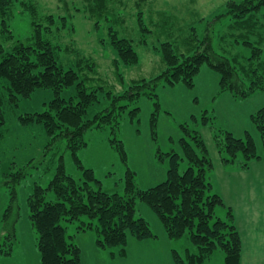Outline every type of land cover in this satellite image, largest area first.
I'll list each match as a JSON object with an SVG mask.
<instances>
[{
    "label": "rangeland",
    "instance_id": "obj_1",
    "mask_svg": "<svg viewBox=\"0 0 264 264\" xmlns=\"http://www.w3.org/2000/svg\"><path fill=\"white\" fill-rule=\"evenodd\" d=\"M27 1L32 5L31 10L15 9L11 18L15 39L27 43L32 36V21L42 25L41 35L56 47L65 69L82 71L87 64L94 65L92 73L83 71L93 78L92 85L103 84L111 96L123 94L133 85L147 84L165 71L167 62L162 48L167 43L172 44L171 48L179 55L190 56L204 50L209 34L216 54L236 58L243 66L246 63L242 61L251 55L250 48L234 43L235 38L231 37L234 30L229 27V20L216 17L226 12L231 2L241 0ZM112 32L117 33L119 39L133 41L137 53V58H133L135 62L124 64L112 44ZM0 42L11 46L14 41H6L0 33ZM220 82V73L205 63L195 77L193 88L179 82L174 86L159 85L156 93L147 90L151 98L140 96L124 110L119 109L121 115L113 119V124L118 126L115 133L110 125L88 131L85 135L87 146L78 152V157L83 166L92 169L102 181L104 191L124 194L128 169L135 173L137 187L147 190L166 181L170 168L167 153L183 155V125L199 131L214 165L208 175L213 185L211 194L220 195L226 204V208L217 210V216L226 219L227 208L233 210L235 225L243 240V263L264 264V244L254 238L256 227H262L257 219L264 215V146L252 119L264 107V89L242 99L230 91H221ZM71 95L72 91L65 93L67 98ZM53 97L52 91L38 89L30 98L22 99L17 108H7V122L0 140V249L3 251L7 252L11 245L13 239L7 238V234L13 221H17L16 241L9 254L0 251V264H42L38 234L30 222L28 199L36 185L47 187L50 184L61 161L75 180L83 177L68 140H53L41 123L21 122L23 115L44 111ZM108 98L99 92L100 103L89 110L87 117L90 119L111 109L113 100ZM157 102L160 103L158 112ZM127 103L118 102L119 105ZM136 108L140 111L134 114ZM154 114H157L155 127L152 124ZM205 115L210 119L206 126L202 124ZM227 132L236 138H244L249 132L263 158L243 168L245 161L241 154L236 163L225 165L222 161L225 154L219 142ZM117 142L124 145L125 161L115 147ZM187 166V161L181 160L180 172L183 173ZM19 171L25 177L17 185V215L12 213L5 219L12 198L9 185ZM8 173L14 176L8 179L5 175ZM17 177L19 175L15 179ZM49 198L54 199V195L50 193ZM136 216L145 219L157 237L139 241L129 236L124 255H120L119 248H115L118 251L115 254L112 253L115 250L99 248L95 231L78 232L80 222L66 223L68 237H71L69 242L82 250L81 264H176L174 250L183 257L188 251L197 252L188 236L171 240L158 215L140 200ZM203 264H225L224 252L215 250Z\"/></svg>",
    "mask_w": 264,
    "mask_h": 264
},
{
    "label": "trees",
    "instance_id": "obj_2",
    "mask_svg": "<svg viewBox=\"0 0 264 264\" xmlns=\"http://www.w3.org/2000/svg\"><path fill=\"white\" fill-rule=\"evenodd\" d=\"M31 7L27 0H0V33L6 41H14L11 46L0 42V140L7 122V108H17L22 99L30 98L38 89L50 90L54 97L46 104L45 110L23 115L20 117L21 122L41 123L53 140H68L75 162L83 171L82 180L77 181L66 172L64 162L61 161L50 184L47 187L36 185L28 199L30 222L38 234L42 264H81L82 250L79 245L69 242L71 237H68L66 223L80 222L78 232L81 233L95 231L97 246L104 250H115L112 252L114 254L118 252L115 248H119L120 255L126 253L129 236L139 241L155 239L157 236L149 223L136 216L139 200L158 215L171 240L188 236L197 249L196 253L188 251L186 257L174 250L176 264H203L217 249L224 252L225 264H242L243 240L235 225L233 210L227 208L226 219L217 216V210L226 208V204L220 195L211 194L213 185L208 175L214 165L199 131L183 125V155L175 152L166 154L170 157L166 181L141 190L135 183V173L128 169L124 194L104 191L102 181L96 178L92 169L83 166L78 152L87 146L85 135L88 131L110 125L111 131L115 133L118 126L113 124V119L140 96L147 95L151 98L147 90L156 93L155 88L159 85L174 86L179 82L193 88L195 77L205 63L220 73L223 92L230 91L236 97L244 99L256 90L264 89V0L234 1L228 5L226 12L216 16L217 20H229V27L234 30L231 34L235 38L234 43L250 48L251 55L245 58L246 61H242L246 66L237 62L236 58L216 54L212 50L209 34L204 50L196 51L190 56L179 55L171 48L172 44L167 43L162 48L167 62L166 70L145 83L146 85H133L125 93L114 96L110 95L103 84L92 85L93 78L83 71L86 69L92 73L94 65L87 64L82 71L65 69L56 47L41 35L42 25L32 21V36L27 43L15 39L11 22L14 10L29 12ZM142 27L145 31V26ZM111 36L112 44L124 64L135 62L137 53L133 41L119 39L115 32ZM69 91L73 95L67 98L65 93ZM99 92L113 100L112 108L89 119V110L100 103ZM126 101L127 104H118ZM156 107L158 112L159 102ZM138 111L140 108H136L134 114ZM156 115L153 117V127L156 126ZM252 119L264 146V107ZM194 120L197 121L195 117ZM209 120L205 115L202 124L208 125ZM225 136L219 142L221 152L225 154L222 158L225 165L236 163L241 154L245 161L243 168L249 167L253 160L263 158L259 156L255 139L249 132H246L244 138H236L230 132ZM121 143L114 144L125 161L127 154ZM181 160H186L188 164L183 173L180 172ZM5 175L11 179L13 173ZM14 175L19 177L15 179ZM14 175L12 185H9L11 205L6 211L5 219L12 213L17 215V185L25 177L20 171ZM6 183L9 184L10 181ZM50 193L54 195V199L49 198ZM16 221L17 219L13 221L7 234V238L13 239L11 245L9 244L7 252L0 249L1 252H11V246L16 241Z\"/></svg>",
    "mask_w": 264,
    "mask_h": 264
},
{
    "label": "crops",
    "instance_id": "obj_3",
    "mask_svg": "<svg viewBox=\"0 0 264 264\" xmlns=\"http://www.w3.org/2000/svg\"><path fill=\"white\" fill-rule=\"evenodd\" d=\"M258 218V217H257ZM255 219V218H254ZM257 222H259V224L261 223L262 227H256L254 235V238L256 240H259L260 243L264 244V215H259V218L257 219ZM244 250H243V258H242V263L244 262ZM244 264V263H243Z\"/></svg>",
    "mask_w": 264,
    "mask_h": 264
}]
</instances>
